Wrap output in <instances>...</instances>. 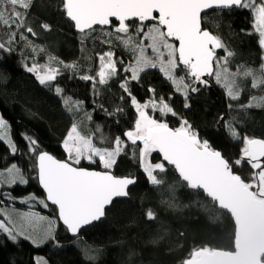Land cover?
I'll return each instance as SVG.
<instances>
[{
  "label": "snow or ice",
  "instance_id": "6c2138e0",
  "mask_svg": "<svg viewBox=\"0 0 264 264\" xmlns=\"http://www.w3.org/2000/svg\"><path fill=\"white\" fill-rule=\"evenodd\" d=\"M33 3L34 0H0V30L6 31V36L0 38V52L11 53L16 50L13 45L21 41L29 42V36L38 35L27 22L28 10ZM234 9L250 11L253 31L248 34L258 36V45L264 51V0H60L62 15L72 22L84 40L96 32V26H106L108 30L102 35L107 39H101L100 43L112 45L114 40L119 41L124 52L131 56L128 63L122 58L117 60L110 47L98 54L99 69L95 76L84 74L80 79L91 81L93 94L99 97L103 90H110L111 82L122 70L125 75L118 85L122 91L120 100L124 102L126 94L127 102L136 114L134 124L123 133L126 140L116 136L109 148L98 147L93 142L95 133L82 134L78 123L74 122L62 141L67 159L60 160L41 150L37 139L25 133L21 134V139L26 142L27 153L22 152L6 131L8 122L0 117V142L7 149L0 155V161H3L0 183L5 182V172L8 189L29 183L24 165L14 159L17 155H26L29 162L27 171L35 173L34 178L44 196L32 193L27 198H20L19 202L27 204L30 209L34 207L31 201L45 210L54 206L58 221L75 238L83 228L106 217L115 198L130 196V186L135 185L137 180L130 176L117 177L111 172L130 142L134 146V157L138 151L139 164L147 182L160 192L162 201L171 200L175 204L176 189L172 184L167 186V190L162 187L166 181L160 174H166V165L162 162L150 163L148 158L153 152L160 153L163 161L174 169L181 187L202 196L210 205L205 208L208 222L219 225L222 219L230 221L231 231L226 247H193L182 264H264V139L241 136L230 123L226 124L231 138L242 141L238 157L229 160L219 150L210 147L207 140H201L188 120L162 96L157 100L155 88H148L152 98L143 103L133 93V82L140 84L142 74L157 68L171 83L175 93L184 97L185 109L190 108V93H198L201 87L209 86L205 77H214L233 101L239 100L243 91L237 83L239 75L251 78L252 89L264 87V55L261 56L259 74L251 68L242 74L239 68L231 72L229 63L234 53L220 36L204 27L205 22H211V15H222L225 10L230 13ZM40 27L50 31L47 23H42ZM149 49L151 55L148 54ZM218 50H223L224 55H218ZM50 59L55 61L56 57ZM180 66H183V75H177ZM26 70L35 76L41 86L55 87L57 95L63 94V89L58 84L54 85L60 74L58 67L33 63L30 67L26 66ZM171 99L172 96H169ZM255 99V96L250 97L249 102L240 107L261 106L253 104ZM64 103L69 106L70 98H64ZM80 103L75 102L71 107L79 111ZM100 107L109 116L125 112L122 106L111 112L103 104ZM229 107L233 105L229 104ZM149 108L152 113L176 117L179 126L172 128L167 122L154 118L147 111ZM87 119L91 121V116L88 115ZM95 131L100 132V127L97 126ZM99 141L102 144L107 142L103 135ZM82 161L98 164L104 170L80 167ZM245 166L251 169V178L247 181L242 176ZM0 198L9 201L17 199L12 192L5 194L4 191H0ZM30 215L47 221L43 234L29 235L24 230L6 227L3 221H0V232L6 233L13 241L23 236L36 247L49 241H56L59 246L55 236L56 219L36 212ZM146 218L154 221L157 216L149 209ZM161 231H165L162 225ZM34 264L48 262L38 256Z\"/></svg>",
  "mask_w": 264,
  "mask_h": 264
},
{
  "label": "trees",
  "instance_id": "16d2710c",
  "mask_svg": "<svg viewBox=\"0 0 264 264\" xmlns=\"http://www.w3.org/2000/svg\"><path fill=\"white\" fill-rule=\"evenodd\" d=\"M209 19L211 22H205L204 27L220 36L234 53L230 58V71L236 72L239 68L242 74L251 68L259 74L264 51L258 45V36L248 34L253 31L250 11L234 9L229 13L225 10L222 15H211ZM27 22L38 35L29 36V42L21 41L13 45L16 50L11 53L0 52V116L8 122L6 131L21 151L27 153L26 142L21 139V134L25 133L37 139L41 150L57 159L66 160L62 141L74 122L78 123L82 134L95 133L93 142L98 147L111 148L116 136L125 139L123 133L133 127L136 114L127 102L126 94L125 101L120 100L122 91L118 85L125 75L123 71L111 82L110 90H103L99 97L93 94L91 81L80 79L84 74L95 76L99 69L98 54L110 47L115 52V59L122 58L128 63L131 56L124 52L120 42L114 40L112 45L100 43L101 39H107L102 33L108 29H96L89 39L84 40L62 15L60 0H34L28 10ZM42 23L50 25V31L40 27ZM5 36L6 31L0 30V38ZM218 55H224L223 50ZM50 57H56V60L52 61ZM33 63L51 64L60 69L54 85L58 84L63 89L62 95L56 94L55 87L41 86L35 76L26 70V66L30 67ZM118 68L122 69V66L118 65ZM182 69L180 66L177 75L184 74ZM236 79L243 89L239 100H230L226 89L218 85L213 77L211 87H201L200 92L190 93L188 109L184 108V97L175 93L171 83L158 68L142 74L140 84L133 82V93L143 103L152 98L148 88H155L157 100L162 96L177 113L188 120L201 140H207L210 147L219 150L225 158L234 160L239 155L242 141L231 138L226 124L230 123L241 136L264 139V87L252 89L251 78L242 75ZM169 96H172L171 100ZM252 96L256 97L253 104L261 106L240 107L247 104ZM64 98H70L69 106L65 105ZM75 102H82L79 111L71 107ZM101 104L109 112L117 106H122L125 112L119 116H109L100 107ZM229 104L233 107L230 108ZM147 111L172 128L179 126L178 119L170 114L165 117L159 112L152 113L150 108ZM88 115L91 121L87 119ZM97 126L100 132L95 131ZM101 135L106 138V143H100ZM6 151L3 142H0V155ZM133 152L134 146L129 142L111 169L117 177L130 176L137 180L129 198L115 201L102 221L84 229L77 238H71L58 222L54 207L45 210L31 201L34 207L30 209L27 204L19 202L20 198H27L32 193L38 197L44 194L34 178L35 173L27 171L29 162L26 155H17L14 159L24 165L29 183L8 189L5 172V182L0 183V191L5 194L12 192L17 199L9 201L0 198V221H4L5 226L7 223L15 224V229L39 236L46 230L47 221H41L30 213L55 218V236L59 246L56 241H49L36 247L23 236L13 241L6 233L0 232V264H34L38 256L43 257L48 264H182L193 247H226L229 243L228 233L231 231L230 221L222 219L219 225L208 222L205 208L210 205L206 204L202 196L181 187L174 169L168 166L166 174H160L166 181L162 187L167 190L169 184L175 185L176 202L162 201L160 192L147 182L146 174L139 164L138 151L135 157ZM149 162L155 164L161 163V160L152 154ZM80 167L104 170L98 164H90L88 161H82ZM0 169H3V161H0ZM250 172V167L243 168L242 176L246 181L251 178ZM149 209L156 213V220H147L146 212ZM28 216L32 217L33 224L30 225L26 220L18 227L17 223ZM161 225L165 231H161ZM33 226L38 231L33 230ZM153 240L156 242L153 243Z\"/></svg>",
  "mask_w": 264,
  "mask_h": 264
},
{
  "label": "water",
  "instance_id": "95a60500",
  "mask_svg": "<svg viewBox=\"0 0 264 264\" xmlns=\"http://www.w3.org/2000/svg\"><path fill=\"white\" fill-rule=\"evenodd\" d=\"M210 12H211V10H209ZM66 18V17H65ZM70 22V21H69ZM71 24H72V22H70ZM73 26V25H72ZM96 29H107V27L105 26V27H103V28H101V26H96ZM73 30H74V32L76 33V34H79V35H81L80 33H78L77 31H76V29L74 28V26H73ZM222 50H218V53L217 54H219L220 52H221ZM181 67H183V66H181ZM205 79H207V80H209V87H211L212 86V79H213V77H205ZM126 139V138H125ZM153 154H156L159 158H160V160H161V162L162 163H164L166 166H168L167 164H166V162L165 161H163V157H162V155L160 154V153H158V152H155V153H153ZM168 167H171V166H168ZM98 171H103V170H98ZM136 185V184H135ZM135 185H133V186H130V188L132 189ZM38 186H39V184H38ZM39 188H40V190L42 191V193H43V190L41 189V187L39 186ZM44 194V193H43ZM129 197H127V198H115L114 199V202L115 201H119V200H126V199H128ZM112 205H110L109 206V208L111 207ZM52 207H54V206H52ZM57 219H58V217H57ZM104 218H102L100 221H102ZM100 221H97V222H94L93 224H96V223H99ZM59 222V221H58ZM61 225H62V223L61 222H59ZM63 226V225H62ZM91 226V225H90ZM90 226H86L85 228H83L82 230H81V232L84 230V229H86V228H88V227H90ZM64 227V226H63ZM65 228V227H64ZM68 235L71 237V238H74V237H72L71 236V234H69L68 233ZM75 238H77V237H75Z\"/></svg>",
  "mask_w": 264,
  "mask_h": 264
},
{
  "label": "rangeland",
  "instance_id": "374dc122",
  "mask_svg": "<svg viewBox=\"0 0 264 264\" xmlns=\"http://www.w3.org/2000/svg\"><path fill=\"white\" fill-rule=\"evenodd\" d=\"M146 30V29H145ZM148 54L149 55H151V50L149 49L148 50ZM1 117V116H0ZM153 153H155V152H153ZM152 153V154H153ZM151 154V155H152ZM148 161H149V158H148ZM27 220V222L29 223L30 222V225L31 224H33V222H32V217L30 218V216H28V217H24L23 219H22V221L20 222V223H17V225H18V227L20 226V225H22L23 223H25V221ZM4 222V221H3ZM7 226L6 227H9V228H16V225L14 224H12V225H10V224H6ZM47 229V228H46ZM33 230H36V231H38V228L36 227V226H33ZM33 233H36V232H33ZM38 233V232H37ZM31 241V240H30Z\"/></svg>",
  "mask_w": 264,
  "mask_h": 264
}]
</instances>
